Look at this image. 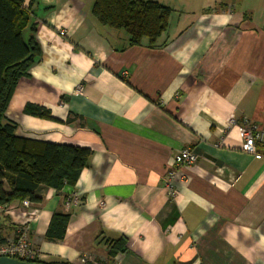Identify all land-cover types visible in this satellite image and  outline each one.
<instances>
[{
    "label": "crops",
    "instance_id": "obj_1",
    "mask_svg": "<svg viewBox=\"0 0 264 264\" xmlns=\"http://www.w3.org/2000/svg\"><path fill=\"white\" fill-rule=\"evenodd\" d=\"M171 12L154 46L99 24L94 0H35L40 56L5 111L19 137L91 149L74 187L0 206V241L27 236L42 260L70 264H264V0H154ZM28 3V0L25 1ZM31 103L54 119L23 113ZM197 160L168 195L175 153ZM76 192L78 204L65 202ZM70 215L64 238L44 234ZM126 239L108 254L107 238Z\"/></svg>",
    "mask_w": 264,
    "mask_h": 264
},
{
    "label": "trees",
    "instance_id": "obj_2",
    "mask_svg": "<svg viewBox=\"0 0 264 264\" xmlns=\"http://www.w3.org/2000/svg\"><path fill=\"white\" fill-rule=\"evenodd\" d=\"M0 0V206L28 200L40 202L41 187L61 190L74 187L86 166L91 149L69 144H53L19 137L16 123L6 114L8 101L19 79L40 56L35 37L36 23L31 6L35 0ZM169 6L154 0H94L91 14L104 26L124 30L128 43L138 45L146 39L154 46L165 31ZM23 113L54 119L48 109L27 103ZM66 196V195H65ZM70 215L53 212L44 237L48 241L64 238ZM108 254L123 250L126 239L107 238ZM4 242V241H0ZM39 263H64L60 260H34Z\"/></svg>",
    "mask_w": 264,
    "mask_h": 264
},
{
    "label": "built area",
    "instance_id": "obj_3",
    "mask_svg": "<svg viewBox=\"0 0 264 264\" xmlns=\"http://www.w3.org/2000/svg\"><path fill=\"white\" fill-rule=\"evenodd\" d=\"M237 130L242 139V150L253 154L256 158L261 155L257 153V145L264 147V129L257 123L244 121L237 125ZM197 160L196 153L188 148L178 150L173 158L174 168L168 169L165 178V188L168 195L172 196L175 193L173 183L181 177L179 168L189 167ZM80 197L76 192H69L65 196V202L69 204H78ZM23 205L29 204L28 200L22 201ZM16 258L24 261H34L42 259L40 252L33 247L27 236V229L23 226L17 230L16 236L12 240L0 242V257Z\"/></svg>",
    "mask_w": 264,
    "mask_h": 264
},
{
    "label": "water",
    "instance_id": "obj_4",
    "mask_svg": "<svg viewBox=\"0 0 264 264\" xmlns=\"http://www.w3.org/2000/svg\"><path fill=\"white\" fill-rule=\"evenodd\" d=\"M0 264H64V263H39L35 261H24L10 257H0Z\"/></svg>",
    "mask_w": 264,
    "mask_h": 264
}]
</instances>
